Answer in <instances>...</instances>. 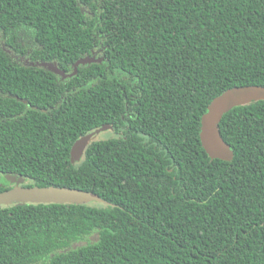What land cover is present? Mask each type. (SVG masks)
Segmentation results:
<instances>
[{"label":"trees","instance_id":"trees-1","mask_svg":"<svg viewBox=\"0 0 264 264\" xmlns=\"http://www.w3.org/2000/svg\"><path fill=\"white\" fill-rule=\"evenodd\" d=\"M92 55L64 80L30 65ZM242 86L264 88V0H0V192L9 175L104 202L0 205V264H264V100L222 116L230 161L200 141Z\"/></svg>","mask_w":264,"mask_h":264},{"label":"water","instance_id":"water-1","mask_svg":"<svg viewBox=\"0 0 264 264\" xmlns=\"http://www.w3.org/2000/svg\"><path fill=\"white\" fill-rule=\"evenodd\" d=\"M102 58L96 59L83 57L73 64V72L66 74L58 69L55 63L36 62L31 66L37 65L46 68L62 80L71 77L77 71L79 65H86L101 62ZM258 100H264V88L259 86H242L229 89L215 97L207 107L206 112L201 117L200 141L207 155L212 159L230 161L233 153L230 146L222 139L218 125L222 116L236 106L245 105ZM110 130L108 125L95 129L89 134L76 140L70 150V161L72 164L80 163L87 146L95 135ZM4 180L14 187L0 192V205L11 203H104L98 196L76 189L57 188V187H37L23 186L25 180L22 177L5 176ZM1 186V184H0Z\"/></svg>","mask_w":264,"mask_h":264},{"label":"rangeland","instance_id":"rangeland-1","mask_svg":"<svg viewBox=\"0 0 264 264\" xmlns=\"http://www.w3.org/2000/svg\"><path fill=\"white\" fill-rule=\"evenodd\" d=\"M112 130H105L103 132H100L99 134L95 135L94 140H103L111 137H115ZM96 237V232L91 233L90 235L86 236L84 239L76 242L72 247L70 246L69 249L73 250L79 246L90 244L93 241V239Z\"/></svg>","mask_w":264,"mask_h":264},{"label":"flooded vegetation","instance_id":"flooded-vegetation-1","mask_svg":"<svg viewBox=\"0 0 264 264\" xmlns=\"http://www.w3.org/2000/svg\"><path fill=\"white\" fill-rule=\"evenodd\" d=\"M93 55H95V53H93ZM12 187H14V185H9L7 188L10 189V188H12ZM6 190H7V189H6Z\"/></svg>","mask_w":264,"mask_h":264}]
</instances>
